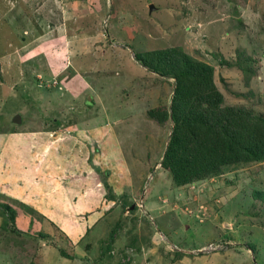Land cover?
Returning <instances> with one entry per match:
<instances>
[{
    "label": "rangeland",
    "instance_id": "rangeland-1",
    "mask_svg": "<svg viewBox=\"0 0 264 264\" xmlns=\"http://www.w3.org/2000/svg\"><path fill=\"white\" fill-rule=\"evenodd\" d=\"M98 1L0 0V264H264V161L177 186L146 115L173 82L132 62L180 48L264 116V0Z\"/></svg>",
    "mask_w": 264,
    "mask_h": 264
},
{
    "label": "trees",
    "instance_id": "trees-1",
    "mask_svg": "<svg viewBox=\"0 0 264 264\" xmlns=\"http://www.w3.org/2000/svg\"><path fill=\"white\" fill-rule=\"evenodd\" d=\"M133 60L173 82L168 108L146 115L158 125L167 120L173 125L160 167L169 171L177 186L237 164L264 161V116L221 106L212 67L176 47L137 52Z\"/></svg>",
    "mask_w": 264,
    "mask_h": 264
},
{
    "label": "crops",
    "instance_id": "crops-1",
    "mask_svg": "<svg viewBox=\"0 0 264 264\" xmlns=\"http://www.w3.org/2000/svg\"><path fill=\"white\" fill-rule=\"evenodd\" d=\"M34 2H35V4L33 7H35V14L37 16H40L43 21H47L48 19L53 18L51 16H53L54 14L57 15L59 12L61 14H63L64 12H67V13L73 12L76 7H77V9H81L83 11V7L86 5L85 0H67L66 2H64V0H51L50 2L49 1L42 2L39 0H34ZM37 4H38V6H36ZM110 4H112V0H111V3L109 0H102V2L101 1L96 2V4L94 5V7L98 8V13L96 12V14L97 15H99L100 13H103L104 15L109 14V18H110V15H111L110 12L111 11H108V10H110ZM88 10H89V8H88ZM88 10H87V12H88L87 16L88 17L92 13L95 14L94 12L88 11ZM41 11H43V12H41ZM55 21H56V23L58 22L56 19H55ZM52 42H53V40L51 41V43ZM54 42H56V40ZM57 46H58V43L49 46L45 50L51 54H54L52 52V49L57 47ZM57 61H59L58 58H57ZM132 62H135V61L133 60Z\"/></svg>",
    "mask_w": 264,
    "mask_h": 264
},
{
    "label": "built area",
    "instance_id": "built-area-1",
    "mask_svg": "<svg viewBox=\"0 0 264 264\" xmlns=\"http://www.w3.org/2000/svg\"><path fill=\"white\" fill-rule=\"evenodd\" d=\"M221 246L220 245H212V244H209L207 245V248H204L203 250H206L208 252H212V251H215V250H218Z\"/></svg>",
    "mask_w": 264,
    "mask_h": 264
},
{
    "label": "water",
    "instance_id": "water-1",
    "mask_svg": "<svg viewBox=\"0 0 264 264\" xmlns=\"http://www.w3.org/2000/svg\"><path fill=\"white\" fill-rule=\"evenodd\" d=\"M149 8H150V9H153V7H152L151 5L149 6Z\"/></svg>",
    "mask_w": 264,
    "mask_h": 264
}]
</instances>
